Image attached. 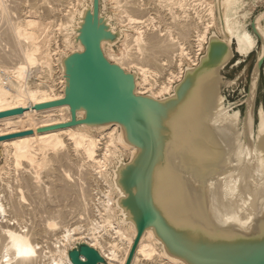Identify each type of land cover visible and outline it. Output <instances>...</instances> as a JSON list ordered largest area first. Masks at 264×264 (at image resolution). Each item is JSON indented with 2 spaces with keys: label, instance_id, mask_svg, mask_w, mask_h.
Here are the masks:
<instances>
[{
  "label": "water",
  "instance_id": "water-1",
  "mask_svg": "<svg viewBox=\"0 0 264 264\" xmlns=\"http://www.w3.org/2000/svg\"><path fill=\"white\" fill-rule=\"evenodd\" d=\"M231 2L216 0L217 15L225 37L221 38L211 31L196 64H186L181 78L172 84L171 91L159 97L148 92H136V70L129 71L105 56L104 45L118 42L122 36L121 29L116 28L110 22V16L103 11L104 0L85 2L78 12L75 26L71 28V42H80L83 48L59 53L63 96L33 105L36 109L68 106L67 121L39 126L37 132L86 123H117L119 131H125L131 145L137 146L133 156L130 152L128 159L120 157L117 160L111 178L112 182L117 179L124 191V195L119 196L116 188L114 205L117 206L118 200L121 207L116 208L117 220L121 223L125 219L132 220L135 227L124 264H130L141 236L148 227L153 228L161 248L183 264H264V233L260 241L255 243L243 236L215 237L208 231L213 227L212 223L208 225V221L202 220L186 203L187 198L194 199L202 191L207 196L208 207H211L209 192L212 185L209 178L218 175L222 159L237 146L238 110L230 111L224 107L225 96L222 95L221 104V95L217 94L218 82L223 77L221 70L227 64L239 61L235 58L232 38L223 23ZM87 4L88 8L80 16V11ZM261 14L264 15V9L250 21L251 31L260 43V51L249 72L241 102L239 133L242 147L251 144L254 148H260L259 143L264 135L256 129L254 138L257 93L260 78L264 77V39L255 25V19ZM190 73L216 76L215 82L211 84L214 87H211L212 91L207 87H198L199 83L197 85L196 91L202 95L203 104L208 103L205 108H201L200 116V108H196V112L186 113L187 110L180 107L196 87ZM208 108L209 114L213 110H225L228 114L236 115V124L229 128L227 135L224 134L227 136L226 142L215 125L202 119L200 121V118H207L205 111ZM23 111L22 106L0 110V118ZM33 131L28 128L0 134V141ZM206 149L210 156L217 153L221 158L213 162L211 174L207 167H201L199 160L203 159L202 151L207 154ZM205 160L210 162L208 156ZM215 168L218 169L216 174ZM115 171L118 173L116 179ZM261 211L264 212V205ZM122 212H127L125 219ZM255 219L257 223H264V213H259ZM67 256L69 264H109L99 249L84 238L71 241L67 246Z\"/></svg>",
  "mask_w": 264,
  "mask_h": 264
},
{
  "label": "bare ground",
  "instance_id": "bare-ground-1",
  "mask_svg": "<svg viewBox=\"0 0 264 264\" xmlns=\"http://www.w3.org/2000/svg\"><path fill=\"white\" fill-rule=\"evenodd\" d=\"M4 1L5 0H0V8H1V10H0L1 11V15H0V38L3 41V43L1 44L2 47L0 50V68L5 70V72L7 74V79L6 80L0 79V110H4V109H8V108H14L17 106H22L24 108V111L22 113H19V114L1 117L0 118V134L15 132L18 130H24V129H28V128H31L34 131L30 134L15 136V137H11V138L2 140V141H0V146L3 149H5V152H4L5 154H7V153L9 154V157H7V158L10 159L9 161H10V164L12 166L9 163L8 164L10 165V167H14L13 169L16 170V171L13 170V172L11 170L10 171L12 173L19 172V174L16 173L17 176H19L18 178L20 181L19 185L16 184V186L18 187V191H21L19 189L20 186L25 185L26 186L25 188H27V193H29L33 197H38L39 190L44 189V186H42L43 184L42 185H39L40 183L38 184V182H39V170H38V168L45 167V168H47V170H46L47 172L45 171L47 173L46 177L51 178V179L48 178L50 181H47V182H49L48 184L50 186L46 185L45 188L47 190H49L48 192H51L53 195L57 196L58 197L57 200L59 199V197L61 199L66 198L68 193L70 192V190L73 189V186L66 181L65 173H63V170H61L60 167L63 164V162H65L70 156H71L72 160H73V156H76V157L79 156L80 157V155H82V158L84 156V159L86 157L87 158V161H86L87 164L90 167H96V168L98 167V170H97L98 173L100 175H104V173L101 171L102 169H100L99 167H100V163L102 161H104V159H106L107 157H108V159L110 158V155L107 156L106 158H104L105 154L108 155V152L106 153V151H111L110 148H112L111 146L114 145V143H113V145L109 144L110 142H116L115 141L116 138L118 139L119 142L124 141V143L122 142L120 145L123 146V144H125V143L130 145L131 149L129 148L128 145H124V147L128 146L132 156L136 153L137 146L131 145V142L128 140V136L124 130H121L118 132L115 131L116 125H118L117 123H112V124H107V123H104V124L92 123V124H90V123H86V124H79V125H75V126L59 127V128L44 130V131H40V132L36 131V128L39 126H47L50 124H56L58 122H65L69 119V113H65L66 110L64 109V111H65L64 112L61 109L62 108L61 105H60V107H57V108H54V106H52L54 108L52 110H45V109L37 110L36 108L33 107L35 102L31 103L34 100V98H36V100H37L36 102H38V100L41 101L45 98L44 96H48L50 94L49 90L51 91L50 88H51V86H54V85L50 84L51 80H48L49 77L46 78L45 76L47 74H48V76L51 74L48 71L49 68L54 69L53 68L54 66L49 67L50 65L48 66V63H49V61H53L55 59L57 60V56H56V58H54L53 55L58 54V53L53 54L54 51L53 52L51 51V50H53L51 48L52 46L49 45V41H50L49 38L51 37V35L48 39H47V36H39L38 44H41L42 47L41 46L37 47L36 44L30 40L33 38V36H31L32 33H29L28 31L26 32L25 30H27V29L24 30V28H23V26H24L22 24L23 18L20 20L12 19L11 16L9 15L10 12H8V8H7L8 5H6L4 3ZM145 1L148 2V0H145ZM159 1H158V4L160 5ZM201 1H200V3H201ZM118 2H119V0H118ZM150 2L151 1L149 0L148 3H150ZM161 2L163 3L162 0H161ZM166 2H168V1L166 0L164 2V4ZM195 2H196V0H195ZM234 2H236V0H234ZM21 3H22V1H21ZM12 4H13V2H12ZM18 4L16 6H18ZM116 4L120 6L121 3L120 4L116 3ZM143 4H145V3H143ZM152 4H153L152 6H154V4H156L155 6H157V3H152ZM164 4H162V6ZM180 4L182 5V3H180ZM196 4H198V2L197 3L193 2L194 6H196ZM206 4L207 3H205L204 5H206ZM208 4H210V3H208ZM149 5H151V4H149ZM188 5H189V2H188ZM193 5H192V7H194ZM88 6H89V4L84 6V8L80 11V16L83 15L84 10L87 9ZM119 6H118V8H119ZM137 6H139L141 8L140 4ZM147 6H148V4H147ZM166 6L168 8L169 4L167 3ZM124 7L126 8V6H123V8ZM139 7L137 9H140ZM144 7H145V5H144ZM230 7H231V5L229 6V8ZM171 8H170V10H171ZM69 9H67V10H69ZM141 9H143V8H141ZM152 9H154V8H152ZM184 9H185V7H184ZM195 9L197 10V7H195L194 10L192 9L191 12L190 11L189 12L192 13L193 11H195ZM235 9L236 8L233 7L232 10L234 11ZM17 10H16V13H18ZM123 10H126V12H127V8L123 9ZM129 10H130V8H129ZM143 11H144V9H143ZM184 11H183V14L186 13L187 9L185 12ZM211 11L212 12H209V13L213 14L214 10H211ZM68 12H72V10L71 11L69 10ZM129 12H132V11L130 10ZM170 12L175 14V12H172V11H170ZM189 12L187 11V13H189ZM171 13H170V15L173 16V14H171ZM196 13H198V10ZM196 13L194 12V18L197 17ZM65 14H66V12H65ZM129 14H131V13H128V15ZM189 14H187V15H189ZM212 14H210L211 16H209V17H213ZM132 15L134 17V14H132ZM180 15H177V16L179 17ZM195 15H196V17H195ZM174 16H173V18H175ZM184 16H185V14H184ZM200 16H201V14H200ZM128 17L133 18L132 16H128ZM171 17H170V19H171ZM181 17H183V15ZM262 17H264L263 14L259 15L255 19V25H256L257 30L259 31V33L261 34V36L264 39V31L262 32V30L260 29V26H259V21ZM140 18H142V15ZM173 18H172V20H173ZM179 18H177V19H179ZM189 18L191 19V21L190 20L188 21ZM189 18L187 19V22H184V19H183V21L179 20V22H177L176 19H175V21L171 20V24H172V22H173V24L171 25L169 23V25L173 28L172 32H169V30H171V29L168 30L169 25H167V28L163 27V29H165V31H168V33L166 32L167 36L171 34V37L169 36V38H168L169 41L165 40V38L167 39L166 35H165L166 37L164 39L162 38L163 39L162 40V39H160L161 37H159V35H158L159 38H156L157 35L155 37L153 35H151L152 32L150 34L152 37H148L147 39H144V40H146L145 42H148V44L146 45L147 47L144 46L143 49L144 48L148 49L150 47H151V49H148V51L149 50L150 51L146 52L145 57L143 59L144 63L142 62L139 64L138 63L139 61L136 60L137 61L136 64L139 65L138 68L141 71H143V70L146 71L149 68V65H147L148 68H146L147 66L144 67V65H142V64H145V61H150V62H146V63L151 64V61H154V59L157 58L156 54L158 52L165 55V56H168V58H170L169 57L171 55L169 53L170 50L175 51L178 49L177 50L178 54L179 53L181 54V52L179 50L180 48L184 47L186 44H187L186 46H188V44L190 46V44L193 43V41L197 42V40H200L201 38L204 37L203 34H205V33H203L202 29L205 28V26L207 27L206 24H207L208 19H207L206 23L204 21L202 23H200L201 21H199V23H198L197 21L199 19H201V17L199 19L197 17L198 20L194 21L193 15L190 14ZM213 18H215V16ZM213 18L211 19V22L215 20V19L213 20ZM133 19H136V20H134L135 23L138 22V23H136L135 26H138L139 23L142 24V22H144V18H143V20L139 19L138 17H134ZM192 19H193V21H192ZM202 19H204V18L202 17ZM68 20H69V18H68ZM209 21H210V19H209ZM214 23H215V21H214ZM42 25L45 27L46 24L43 23ZM59 25H60V23H59ZM46 27H47V25H46ZM137 28L140 29L139 27H137ZM208 28H207V30H208ZM139 31H138V35L136 37H138L140 39L143 37V36L141 37V34H143V33H139ZM42 32H41V34H42ZM47 32H49V31H47ZM226 32H227V30H226ZM232 32H233L232 37H234L236 40L237 48L241 49L243 51L245 50V52H249L251 50V45L247 42L243 33H241L238 28H234V27L232 29ZM160 36H162V35H160ZM201 36H203V37H201ZM212 36H214V35H212ZM142 40H143V38H142ZM64 41L66 42V40H64ZM71 43H70V45H71ZM63 44H65V43H63ZM76 44H77V48L73 47L74 48L73 50H75V49L81 50L83 48L82 44L80 42H77ZM68 45L66 44V47H64V48H68L67 47ZM72 45H73V43H72ZM148 45H150V46H148ZM189 46H188V48H189ZM199 46H201V43ZM138 47H139V45H138ZM70 48L72 49V47H70ZM125 48L126 47H124V49ZM190 48H192V46ZM65 50L67 51V49H65ZM126 51L128 52V50H126ZM172 51H171V53H172ZM186 51H188V50H186ZM63 52H65V51H63ZM155 52H156V54L154 55ZM183 52H185V51H183ZM197 52H198V49H197ZM109 53L111 55L114 54V53L108 52V54ZM174 54H176V53H174ZM192 54L189 55V57L192 56ZM114 55H116V54H114ZM126 55H128V54H126ZM134 55H136V54H134ZM179 55H177V56L179 57ZM155 56H156V58H154ZM187 56H188V54H187ZM226 56H228V55H226ZM138 57H136V58H138ZM112 58H113V56H112ZM160 58H158L156 60H158V62H160V66H161L162 60L160 61L159 60ZM165 58H164V60L166 61L167 58L166 59ZM123 59L124 58L122 57L121 60H123ZM172 59H173V57H171V60ZM121 60H119V62H123ZM171 60H170V62H172ZM55 61H53V62H55ZM167 61H168V59H167ZM53 62H50V63H53ZM158 62H154L155 65ZM175 62L179 63L178 59H177V61L175 60ZM196 62H197L196 61V55L194 54L193 55V63H191V64H196ZM116 63H118V62L116 61ZM165 63H167V62H165ZM172 63L174 64V62H172ZM180 63H182V61ZM118 64H120V63H118ZM121 64H123V63H121ZM164 64H162V65H164ZM167 64H169V63H167ZM179 64H176V65H179ZM122 66H124V65H122ZM158 66H159V63H158ZM158 66H157V70L159 69ZM169 66H170V64H169ZM57 67L58 66H56L55 68H57ZM161 68H160V70H161ZM173 68H175V67H173ZM176 68H177V66H176ZM154 69H156V67H154ZM49 70H51V69H49ZM58 70H59V68H58ZM152 70L153 69H151V71ZM165 70L167 71V69H165ZM168 70H169V67H168ZM53 71L54 70H51V72H53ZM144 71H143V73H144ZM172 71L173 70L171 67V70L169 72L167 71L169 73V74H167V76L170 75V73H174L177 76L176 78L180 79V77L182 76L183 70H181V68H179V66H178V69H176V72L175 71L172 72ZM163 72H165V71H161L162 74H164ZM155 73H156V70H155ZM59 74H61V73H59ZM204 74H206V75L199 74L200 75L199 78H201V81L198 82V81H196V77L198 76V74L190 73L191 78L193 79L196 87H195V90H193V92L191 94H189L188 99L183 104L180 105L181 108L187 110L186 113H188V111H189V113L194 112L196 108H200V110H198V114L200 116L201 112L203 110L201 108L202 107L205 108V105H208V103H206L205 105L203 104L204 102H202V95L200 94L199 91H196L197 85L199 83L198 87H201L203 89L207 87L210 89V91H212L213 89H211V87H212L211 84L213 82H215L216 76H215V74H210V75H207V73H204ZM52 75H53V73H52ZM56 75H57V77L59 76L58 74H56ZM175 75H174V77H175ZM160 76H162V75H160ZM54 77H55V75H54ZM50 78H51V75H50ZM157 78H159L158 75H157ZM165 78H166V75H165ZM144 79L146 80V78H144ZM149 79H150V76H149ZM163 79H161V80H163ZM167 79L164 81H167ZM150 80H152V79H150ZM157 82H159V81H157ZM60 83H62V82H60ZM149 83H150V81H149ZM161 83H163V82H161ZM146 84H148V81L146 82ZM155 84L157 85L159 83H155ZM163 84H165V85H163L165 87V89L169 86L168 83H167L168 85L165 82ZM151 85H153V84H151ZM160 85H162V84H160ZM166 85H167V87H166ZM147 86H150V85H147ZM159 87H161V86H159ZM135 88H137L136 79H135ZM139 88H141V87L139 86ZM146 88L147 87H145V89ZM168 88H170V87H168ZM212 88H214V87H212ZM143 89H144V87H143ZM152 89L153 88H151V90ZM60 90H61V87H60V89L58 88V90L56 92H54L53 96H55V94H57V92H59ZM53 91L54 90L52 89V92ZM158 92H160L159 89H158ZM47 93H49V94L47 95ZM155 93L156 92H154V90L150 91V94L152 96L157 97L155 95ZM58 97H59V93H58L57 98ZM207 99H208V97H207ZM67 112H68V110H67ZM80 112L81 111H79V113ZM205 114H206L205 116L207 118H205V119L200 118V121L202 119L203 121L210 122L213 126L215 125L219 129V131L221 132V137H223L222 138L223 141L226 142L227 136H225V135H227V131H229V128L230 129L233 128V125L236 124V115L228 114V113H226L225 110H213L212 114L211 113L209 114V108L207 109V111H205ZM199 116H197V117H199ZM86 127H90L91 129L92 128L95 129L98 127V128L105 130V131L103 133H101L102 135L99 134V135H101V137L98 135H97L98 136L97 137V136H95V134L88 131V129ZM257 130L260 134L264 133V117L260 118ZM201 131L202 130H200V132ZM250 135L252 138V136H253L252 130L250 132ZM205 136H207L209 139L208 134L205 133ZM240 141H241V139H240ZM240 141L237 142V146L234 147L233 151H231L228 155H226L222 159V164L220 167L221 169L219 170V172L217 171L218 169L215 168L214 173L216 174L218 172V175L217 176L214 175L215 177L209 178V181L212 185V190H210V192H209L210 200H211V202H210L211 207L210 208L208 207V204L206 203V197L207 196H205L204 193L202 194L201 193L202 191H200L199 195H196V197L194 199L187 198L186 203L188 204V206L190 208L195 210L194 212H196L198 214V216L201 217L202 220H207L208 225L212 223L213 227L210 230H208L211 235H213V236L215 235V237L221 236L224 238H236V237L243 236L246 238H250V240H252L253 243H255V242L260 241V237H262L261 234L263 235V233H264V223H257L256 219H255V217L259 213H264L263 211H261L263 208V205H264V135L261 138V141L259 143L260 148L257 146L254 148V145H251V144L250 145L248 144L245 147H242L240 144ZM208 142H210V141H208ZM108 145H110L109 150L107 148ZM115 145H116L115 147H117V145H118L117 142ZM252 147H253L254 152L252 151ZM120 148L117 147V149H119V150H120ZM125 149H127V148H125ZM206 150H207V154L202 151L203 159H199L201 161V162L200 161L199 162L202 165L201 167L203 169H204V166H205V169L207 167V169L209 170V173L211 174L213 162L219 161L221 158H220L219 154H217V153H215L214 156H210L211 155L210 152L208 151V149H206ZM237 151H239V152H237ZM252 152L254 153L255 158L252 157V155H253ZM110 154H112V153L110 152ZM112 155H114V153ZM206 156H208V158L210 160L209 163H208V160H205ZM4 158H6V156ZM5 161H4V163H5ZM7 161H6V163H7ZM69 161H71V159ZM53 162L55 164H53ZM51 163H52V165H51ZM56 163H57V166H55ZM254 163H255V167L254 166H252V167H254V169H255L258 165L259 172H258V176L256 177L257 179H254L255 176H253V178L250 181L251 173L255 172L254 169L252 167H250V164L254 165ZM102 164H104V163H102ZM2 165H3L2 167L0 166L1 168L6 167L5 164H2ZM10 167L9 168L6 167L5 169H2V172H3V170H5V173H6L7 172L6 169L8 168V170H9ZM88 169H90V168H88ZM30 171H33V174H31ZM233 172H235V174L236 173L238 174V177L236 176L237 177V179H236L237 183L235 182L236 183L235 184L234 181H236V180H233L234 184L229 186V188H226V187L224 189L221 188V185L223 184L221 182V177L227 175V176H229V180H230V177H233V175L235 176V174ZM6 174L10 175L8 172ZM254 174H256V173H254ZM114 176H115V179L118 176V173L116 171L114 172ZM1 183H5V182H1ZM6 183H7V181H6ZM76 184H77V182H76ZM9 185H5L4 187L2 186L4 189L0 186L2 188V189H0L1 191L6 190L4 195H3L4 192L0 194V214H1L0 216H2V218H4L3 221L0 220V222L2 221V223H0V244H1L0 245L1 246L0 247L1 248L0 249L1 250L0 251V264H43L44 262L41 261V258L43 257L42 256L43 248H45L49 242L47 239H49V237L52 238L59 231H61L62 234L61 235L59 234V236H56V237L54 236L55 238L53 237V239L57 240V243L59 241L61 242V240H60L61 238H62V240L64 239L66 242H70V241H73V240H76L79 238H84L85 240H87L88 243H90L91 245L98 248L99 251L101 252V254L108 260L109 263H111V264H124L125 258L128 254L129 248H130L131 243L133 241V237L135 235V227H134L133 221L128 220V219H127L128 221H125L126 220L125 217L127 216V214H126L127 212H122L124 214V219H125L123 221V225H120V224H118L119 222L116 223L117 221H115L114 222L115 224H112V227L110 228L111 230L109 229L110 231H107V232H111L112 235L114 234V236H110L109 238H104V237H102V234H99L98 232L96 233V230H94V229L95 228L98 229L99 227H95V228L89 227L90 230H89V228H86L87 232L83 233L82 230H78L79 228L81 229V227L78 226V224H76L75 226L72 227L69 225V223H70L69 221H68V223H64L65 221H62L60 219H58L57 221H53L54 216L50 217L51 219L53 218L52 221H48V220L44 221L45 220L44 218H38V220L40 219L41 221H38V222L33 221L31 223H27L28 221L27 222L24 221L25 220L24 214L27 213L28 207H26L27 205L23 204L19 200L20 196L22 197V199H24L25 196H23L24 194H20V192H19L20 196L19 195L17 196V193H16L17 188L15 189L14 187H12L10 185L12 187V189H9V188H11V187H9ZM107 185H108L109 189H111L112 186L114 188H117L119 193H120L119 196L124 195V191L122 190V187H120L119 183L117 182V179H116V182L111 181L110 184H107ZM86 187H87V185H86ZM73 190H75V188ZM45 192H46V190H45ZM84 194H87V192L86 193L84 192ZM110 194H111V190H108V193L104 194V195H106V200H105V203L103 204L104 205L103 210H101V211H104L103 218H101L102 219L101 222H104L107 220L106 221V224H108L107 227H109L108 222L111 221V219H113L112 221H114V217H115L114 211L116 210V208L117 207L121 208L118 204V200H117V206H113L114 200L112 199ZM42 196H44V195L41 194L40 199H42ZM77 200H79V199L77 198ZM84 200H86V199H84ZM40 202H41V200H40ZM39 204H42L41 207L43 206V203H39ZM39 204H38V207H39ZM47 204H48V202H47ZM63 204L65 205V203H63ZM36 205H37V203H36ZM103 205H101V206H103ZM49 206L47 208V206L45 205L44 206L45 208H43V209H46V210L50 209L51 210V208H49ZM54 209H55V207H54ZM56 209H57V206H56ZM121 211H122V209H121ZM46 212H44V210H43V213H46ZM51 213H52V211H51ZM73 213H74L73 210H60L59 209L57 211V213H53V214L54 215L58 214L56 216H60V218L63 216V218H64L66 215H69V217H70V215L72 216ZM40 214L43 215L42 213H40ZM48 214H49V210H48ZM74 215H76V214L74 213ZM253 215H254V217H253ZM46 216L47 215H45V218H46ZM50 216H51V214H50ZM72 218H74V217H72ZM78 218H80V217H78ZM26 220H27V217H26ZM42 220L45 223L42 222ZM78 220H77V222H78ZM99 220H100V218H99ZM77 222H75V223H77ZM58 223H60V224L58 225V227H56L58 229V231H56L54 228V225H56ZM111 223L112 222H110V225H111ZM124 224H127L128 226L124 225ZM71 225H72V223H71ZM92 225H94V224H92ZM99 226H100V224H99ZM76 230H78V232L82 231V235L83 234L84 235L83 236L82 235L75 236L73 233H75ZM84 232H85V230H84ZM73 235L75 237H73ZM107 235H109V234H107ZM58 237H61V238L58 239ZM157 244H161V243L155 237L153 228L148 227L145 230V232L143 233V235L141 236V239H140V241H139V243L135 249V252L133 254V257L131 259L130 264H168L169 262L170 263L176 262L178 264H183V262H181V260L170 255L169 252L167 250H165L164 248H160L159 251H157L156 250ZM61 246H63V247H60V249H58V247L55 246L57 248L56 251H58V253H59V257H58V259L54 260L53 263L54 264H69V260H68V256H67V246H65V243L63 245L61 244ZM58 253H57V255H58ZM51 256H53V255H51Z\"/></svg>",
  "mask_w": 264,
  "mask_h": 264
},
{
  "label": "rangeland",
  "instance_id": "rangeland-1",
  "mask_svg": "<svg viewBox=\"0 0 264 264\" xmlns=\"http://www.w3.org/2000/svg\"><path fill=\"white\" fill-rule=\"evenodd\" d=\"M6 1V2H5ZM4 1V3L6 4V5H8L7 6V8H8V12H10L9 13V15L11 16V18L12 19H14V20H20V19H22L23 18V22H22V24L25 26H23V28H24V30L25 29H27V30H25L26 32L28 31L29 33H32L31 34V36H33V38L32 39H30L33 43H35L36 44V46L37 47H42V45L41 44H38V38H39V36H47V39L50 37V35H51V39L49 38V45H51L50 47L53 49V50H51L52 52H53V54L54 53H58V54H54L53 55V57L54 58H56V56H57V62L55 61V60H53V61H55V62H53V61H49V63H48V66L49 67H52V66H54L53 68L54 69H52V68H49V69H51V70H54L53 72H51V70H49L48 69V71L51 73L50 75H51V78H50V75L48 76V74L45 76L46 78H48V80H51L50 81V84H52V85H54V86H51V91L49 90V93H47V95L48 96H44L45 98L43 99V100H41V101H39L38 100V102H44V101H48V100H54V99H57V96H58V93H59V97H62L63 96V91H62V89H63V77H62V75L61 74H59V73H61V70H60V67H59V64H58V58H59V53L60 52H63V51H65V52H68V51H70V50H73L74 48H77V44L75 45V44H73L72 45V43H71V41H72V38H73V33H72V30H71V28L72 27H74L75 26V22H76V20H77V15H78V12H79V10L81 9V7L83 6V4L85 3V2H88L89 0H5ZM17 1V2H16ZM21 1H22V3H21ZM71 1V2H70ZM117 1V2H116ZM104 0V6H103V11L107 14V15H109L110 16V19H111V23L116 27V28H120L121 29V38H120V40L118 41V42H116L115 44H111V45H104V47H103V51H104V54H105V56L109 59V60H111V61H117L118 63H120V65L122 66V65H124V66H122V67H124L125 69H127V70H136V72H137V80H136V83H137V88H135L136 89V91L138 92L139 91V93H146V92H148V93H150V91H153L154 90V92H156L155 93V95L157 96V97H159V96H162V95H165V94H167V93H169L170 91H171V87H172V84L174 83V82H176L177 80H179V78H176L177 76L174 74V73H170V75H168L167 76V74H169L168 72L171 70V67H172V72H176V69H178V66H179V68H181V70H183V67L186 65V64H191V63H193V55L195 54L196 55V61H197V59H198V56H199V54H200V52L203 50V46H204V43L206 42V38H207V35L211 32V31H215L221 38H224L225 37V35L223 34V32H222V30H221V20H220V18H218V15H217V9H216V0H196V2H195V0H167L168 2H166L165 4H164V2L166 1H164V0H162L163 1V3L161 2V0L159 1V0H150L151 2L150 3H148L149 2V0H148V2L147 1H145V0H119V2L121 3H119L118 2V0ZM158 1L160 2V5L158 4ZM181 1V2H180ZM186 1V2H185ZM194 3H197L198 2V4H196V6H194L193 5V2ZM200 1H201V3H200ZM12 2H13V4H12ZM74 2V3H73ZM145 3V4H143V3ZM147 2V3H146ZM184 2V3H183ZM188 2H189V5H188ZM191 2V3H190ZM203 2V3H202ZM233 2V3H232ZM232 2H231V7L228 9V11L229 12H227V16L225 17V20H223V23L225 22V27H226V30H227V32L229 33V36H231V38H232V47H233V50H234V47H235V50L237 51V53H236V51H234V53H235V58L236 59H239V61H237V62H234V63H229V64H227L226 66H224V68L221 70V74H222V76L223 77H221V79L219 80V82H218V85H217V94L218 95H221V104H222V95L223 96H225V100L223 101V103H224V107H226V108H228L230 111H235V110H238L237 111V113L239 114V120H238V122H237V142H239L240 141V125H241V115H242V103L241 102H243V99H244V95H245V92H246V86H247V82H248V77H249V72H250V70H251V68H252V65H253V63H254V61H255V59H256V56L258 55V53H259V51H260V43H259V41L257 40V38H256V36L253 34V32L251 31V28H250V21H251V19H252V17L254 16V15H256L259 11H261V10H263L264 9V0H236V2H234V0H232ZM10 3V4H9ZM19 3V4H18ZM116 3H118V4H120V6L119 5H117ZM138 3V4H137ZM152 3H157V6H155L156 4H154V6H152L153 4ZM164 4L163 6H162V4ZM169 4V7L167 8V6H166V4ZM174 3V4H173ZM177 3V4H176ZM180 3H182V5L180 4ZM201 5H200V4ZM205 3H207L206 5H204ZM208 3H210V4H208ZM18 4V6H16ZM74 4V5H73ZM140 4V6H141V8H143L144 9V11H143V9H141L139 6H137V5H139ZM143 4V5H142ZM147 4H148V6H147ZM149 4H151V5H149ZM194 6V7H192V5ZM126 6V8H127V12H126V10H123V9H126L125 7L123 8V6ZM131 5V6H130ZM144 5H145V7H144ZM180 5V6H179ZM210 5V6H209ZM118 6H119V8H118ZM173 6V7H172ZM12 7V8H11ZM18 9H16V8ZM21 7V8H20ZM136 9H135V8ZM140 8V9H137V8ZM150 9H149V8ZM172 7V8H171ZM184 7H185V9H184ZM190 7V8H189ZM192 7V8H191ZM195 7H197V10H198V13H196L197 12V10L195 9V11H193L192 13H190L191 12V10L193 9L194 10V8ZM201 7V8H200ZM206 9H205V8ZM233 7H235L236 9L233 11L232 9H233ZM70 8V9H69ZM129 8H130V10L132 11V12H129L130 10H129ZM152 8H154V9H152ZM157 10H156V9ZM170 8H171V10H170ZM183 8V9H182ZM203 8V9H202ZM211 8V9H210ZM213 8V9H212ZM67 9H69L70 11L72 10V12H68L69 10H67ZM134 9V10H133ZM147 9V10H146ZM167 9V10H166ZM180 9V10H179ZM186 9H187V11L190 13V14H192L193 15V19H194V21L196 20H198L200 17H201V19H199L197 22L199 23V21H201L200 23H202L203 21L206 23V21H207V19H208V21H207V27L205 26V28H203L202 30H203V33H205V34H203V36H201V37H203V38H201L200 40H197V42H194L193 41V43H191L190 44V46H189V44H188V46H189V48H188V46H184V47H182V48H180L179 50H180V52H181V54L179 55L178 54V52H177V50H175V51H172V50H170V58H168V56H165V55H163V54H161V53H157L156 54V52L154 53V55L156 54V56H157V58H156V56L154 57V58H156V59H158V58H160L159 60L161 61L162 60V62H161V66H160V62H158V60H156V59H154V61H151V64L149 63H146V62H150V61H145V64H142V65H144V67L145 66H147V65H149V68H148V66L146 67V68H148L146 71H144V73H143V71H141L139 68H138V64H136L137 63V61L136 60H138L139 62V64L140 63H144V57H145V54H146V52H149L148 51V49H151V47L150 48H144L143 49V47L145 46V47H147L146 45L148 44V42H145L146 40H144V39H147L148 37H152L151 35H153L154 37L156 36V38H159V37H161L160 39H164L167 35V33H168V31H165V29H163V27H165V28H167V25H169V23L171 24V20H172V18H173V16L175 17V18H173V20L172 21H175V19H176V21L177 22H179V20H182L183 21V19H184V22H187V19L190 17V14L189 13H187V11H186ZM0 10H1V8H0ZM16 10H17V12L18 13H16ZM185 10L186 11V13L187 14H189V15H187L186 13H184L185 14V16L187 17H185L184 16V14H183V11ZM204 10V11H203ZM211 10H214L213 11V14L212 13H209V12H212ZM140 11V12H139ZM170 11H172V12H175V14L174 13H171ZM184 11V12H185ZM233 11V12H232ZM65 12H66V14H65ZM125 12V13H124ZM179 12V13H178ZM194 12L196 13V15H197V17H198V19H197V17H196V15H195V17L196 18H194ZM202 12V13H201ZM206 12V13H205ZM64 13V14H63ZM72 13V14H71ZM128 13H131V14H129L128 15ZM170 13L171 14H173V16L172 15H170ZM14 14V15H13ZM132 14H134V17H138L139 19H142L143 20V18H144V22H142V24L141 23H139L138 24V26H135L136 25V23H138V22H136L135 23V21L134 20H136V19H133L134 17H133V15ZM137 14V15H136ZM169 14V15H168ZM180 15L179 17L177 16V15ZM200 14H201V16H200ZM210 14H212V16L214 17L215 16V18H213V17H209V16H211ZM0 15H1V11H0ZM68 17H67V16ZM136 15V16H135ZM141 15H142V18H140L141 17ZM183 15V17H181ZM14 16V17H13ZM21 18H20V17ZM71 18H70V17ZM128 16H132L133 18H129ZM172 16V17H171ZM207 16V17H206ZM16 17V18H15ZM170 17H171V19H170ZM179 18V19H177V18ZM185 17V18H184ZM202 17L204 18V19H202ZM68 18H69V20H68ZM168 18V19H167ZM182 18V19H181ZM192 18V17H191ZM213 18V20L215 21V23H214V21H212L211 22V19ZM170 19V20H169ZM193 19H192V21H193ZM209 19H210V21H209ZM132 20V21H131ZM165 20V21H164ZM191 21V19L189 18L188 19V21ZM133 22V23H132ZM210 22V23H209ZM46 24L47 25V27H46V25H45V27L42 25V24ZM59 23H60V25H59ZM64 23V24H63ZM212 23V24H211ZM172 24H173V22H172ZM171 24V25H172ZM144 25V26H143ZM211 25V26H210ZM57 26V27H56ZM243 26V27H242ZM50 27V28H49ZM137 27H139L140 29H138ZM171 26L169 25L168 26V30L169 29H171V30H169V32H172L173 30V28L171 27ZM209 27V28H208ZM233 27L234 28H238L239 29V31H240V29L242 28V31H240L241 33H244L245 34V37H246V39L248 40V42H250V44L252 45V48H251V50L249 51V52H245V50L243 51V50H241V49H238L237 48V44H236V40H235V38L234 37H232L233 36V32H232V29H233ZM207 28H208V30H207ZM52 29V30H51ZM56 29V30H55ZM261 29L264 31V17H262L261 18ZM49 31V32H47V31ZM141 32H140V31ZM163 30V31H162ZM207 30V31H206ZM31 31V32H30ZM43 31V32H42ZM46 31V32H45ZM138 31H139V33H143V34H141V37L143 38V40H142V38H138V37H136L137 35H138ZM143 31V32H142ZM150 31V32H149ZM154 31V32H153ZM175 31V30H174ZM41 32H42V34H41ZM151 32H152V34H151ZM158 34H157V33ZM167 32V33H166ZM207 32V33H206ZM47 33V34H46ZM149 33V34H148ZM44 34V35H43ZM46 34V35H45ZM146 36H145V35ZM151 34V35H150ZM170 34V33H169ZM148 35V36H147ZM150 35V36H149ZM158 35H159V37H158ZM160 35H162V36H160ZM166 35V36H165ZM176 35V34H175ZM169 36L171 37V34L170 35H168L167 36V39L165 38V40H167V41H169ZM146 37V38H145ZM137 38V39H136ZM68 39V40H67ZM162 39V40H163ZM204 39V40H203ZM64 40H66V42L64 41ZM203 40V41H202ZM166 41V42H167ZM201 43V46H199L200 45V43ZM71 43V45H70V43ZM145 42V43H144ZM165 42V41H164ZM3 43V41H2V39L0 38V50H1V47H2V44ZM63 43H65V44H63ZM66 44L68 45L67 47L69 48H64V47H66ZM142 44V45H141ZM194 44V45H193ZM196 44V45H195ZM64 45V46H63ZM126 45V46H125ZM138 45H139V47H138ZM141 45V46H140ZM55 46V47H54ZM148 46H150V45H148ZM192 46V48H190ZM195 46V47H194ZM44 47V46H43ZM70 47H72V49L70 48ZM74 47V48H73ZM124 47H126L125 49H124ZM200 47V48H199ZM64 48V49H63ZM37 49V48H36ZM65 49H67V51L65 50ZM184 49V50H183ZM188 50V51H186V50ZM196 49V50H195ZM197 49H198V52H197ZM106 50V51H105ZM126 50H128V52L126 51ZM185 51V52H183V51ZM196 52H195V51ZM58 51V52H57ZM171 51H172V53H171ZM191 51V52H190ZM107 52V53H106ZM108 52H111V53H114V54H116V55H111L110 53V55L108 54ZM126 52V53H125ZM124 53V54H123ZM174 53H176V54H174ZM183 53V54H182ZM185 53V54H184ZM188 54V56H187V54ZM193 53V54H192ZM123 54V55H122ZM126 54H128V55H126ZM134 54H136V55H134ZM138 54V55H137ZM192 54V56H190L189 57V55H191ZM143 55V56H142ZM169 55V54H168ZM174 55V56H173ZM177 55H179V57L181 58H179ZM112 56H113V58H112ZM139 56V57H138ZM142 56V57H141ZM178 58H177V57ZM124 58L123 60H121V58ZM136 57H138V58H136ZM168 59V61H167V59ZM171 57H173V59L171 60ZM178 59V62L180 63L181 61H182V63H177V62H175V60L177 61V59ZM140 58V59H139ZM164 58L166 59V61L164 60ZM191 58V59H190ZM119 60H121V61H123V62H119ZM170 60L172 61V62H174V64L172 63V62H170ZM180 60V61H179ZM135 61V62H134ZM167 62V63H169L170 64V66H169V64H167V63H165V62ZM50 62H53V63H50ZM153 62V63H152ZM154 62H158L159 63V66H158V63H156V65H155V63ZM166 64H164V63ZM56 63V64H55ZM121 63H123V64H121ZM126 64V65H125ZM162 64H164V65H162ZM176 64H179V65H176ZM58 66L57 68H55L56 66ZM152 65V66H151ZM172 65V66H171ZM174 65V66H173ZM156 67V69H154V67ZM157 66H158V70H157ZM176 66H177V68H176ZM181 66V67H180ZM162 67V68H161ZM168 67H169V70H168ZM173 67H175V68H173ZM58 68H59V70H58ZM153 69L152 71L155 73V70H156V73L154 74L152 71H151V69ZM160 68H161V70H160ZM164 68V69H163ZM57 69V70H56ZM139 69V70H138ZM165 69H167V71L165 70ZM175 69V70H174ZM150 70V71H149ZM60 71V72H59ZM160 71V72H159ZM161 71H165V72H163L165 75H166V78H165V75L164 74H162L161 73ZM140 72V73H139ZM149 72V73H148ZM159 74H158V73ZM167 72V73H166ZM52 73H53V75H52ZM146 73V74H145ZM151 73V74H150ZM56 74H58L59 76L57 77V75ZM142 74V75H141ZM149 74V75H148ZM158 75V77L159 78H157V75ZM173 74V75H172ZM54 75H55V77H54ZM146 77H145V76ZM153 77H152V76ZM155 75V76H154ZM160 75H162V76H160ZM174 75H175V77H174ZM44 76V75H43ZM61 76V77H60ZM149 76H150V79H152V80H150L149 79ZM173 76V77H172ZM197 76V75H196ZM152 77V78H151ZM155 77V78H154ZM170 77V78H169ZM200 77V75H198L197 77H196V81H198V82H200L201 81V78H199ZM56 78V79H55ZM62 78V79H61ZM144 78H146V80L144 79ZM163 79V80H161V79ZM168 78V79H167ZM181 78V77H180ZM61 79V80H60ZM149 79V80H148ZM160 79V80H159ZM167 79V81H164V80H166ZM173 79V80H172ZM56 82H55V81ZM155 80V81H154ZM54 81V82H53ZM140 81V82H139ZM148 81V84H146V82ZM149 81H150V83H149ZM157 81H159V82H157ZM171 81V82H170ZM53 82V83H52ZM59 82V83H58ZM60 82H62V83H60ZM153 82V83H152ZM159 83V84H155V83ZM161 82H165L166 84L168 83L169 84V86L168 87H170V88H168L167 87V85H166V87L168 88H166L165 89V87L163 86V85H165V84H163V83H161ZM140 83V84H139ZM143 86H142V85ZM146 84V85H145ZM151 84H155L154 86L153 85H151ZM160 84H162V85H160ZM60 85V86H59ZM141 87V88H139V86ZM147 85H150V86H147ZM153 86V87H152ZM159 86H161V87H159ZM53 87V88H52ZM60 87H61V90L59 91V92H57V94H55V96H53L54 95V92H56L57 90H58V88L60 89ZM143 87H144V89H143ZM145 87H147L146 89H145ZM158 87V88H157ZM56 88V89H55ZM151 88H153L152 90H151ZM164 88V89H163ZM52 89L54 90L53 92H52ZM158 89L160 90V92H158ZM149 90V91H148ZM157 90V91H156ZM163 91V92H162ZM164 93V94H163ZM160 94V95H159ZM57 95V96H56ZM62 95V96H61ZM53 98H52V97ZM47 97V98H46ZM58 97V98H59ZM220 98V97H219ZM37 100H36V98H34V100L31 102V103H33V102H35V103H38V102H36ZM220 103H219V105H220ZM23 104V103H22ZM57 107H60V105H56V106H54V108H57ZM61 109L64 111V109L66 110V112L65 113H68L67 112V110H68V106L67 105H61ZM33 108V107H32ZM52 106L51 107H47V108H41V109H37V110H42V109H45V110H52V109H54ZM261 117H264V77L263 76H261V78H260V81H259V88H258V93H257V105H256V118H255V125H254V138L256 137V129L258 128V123H259V120H260V118ZM113 126V125H112ZM87 129H88V131H90L91 133H93V134H95V136H100L101 137V133H103L105 130H102V129H100V128H96L95 130H93L94 128H90V127H86ZM100 131H99V130ZM115 131L116 132H118L119 131V128H118V125H116V129H115ZM99 132V133H98ZM99 134H101V135H99ZM97 136V137H98ZM116 142H117V144L119 145H117V147L118 148H120V150L119 149H117V147H115L116 145V142H110L109 144H112L113 145V143H114V145L113 146H111L112 148H110V150L111 151H106V153L108 152V155L107 154H105V157L104 158H106L107 156H109L110 155V158L108 159V157L106 158V159H104V161H102L101 163H100V169H102L101 171L104 173V175H100L99 173H98V167L96 168V167H90L88 164H87V158L85 157V159H84V156H83V158H82V155H80V157L79 156H73V160H72V158H71V156L68 158L69 160L71 159V161H69L68 159L65 161V162H63V164L61 165V170H63V173H65V178H66V181L68 182V183H70L72 186H73V189L75 188V190H70V192L68 193V195H67V197L66 198H60L59 197V199L57 200V196H55V195H53L51 192H48L49 190H47L45 187H46V185H48V186H50L48 183L49 182H47V181H50L49 179H51L50 177H46V175H47V168H45V167H42V168H38V170H39V182H38V184L39 185H42V186H44V191L43 190H39V195H38V197H33V196H31L29 193H27V188H25L26 186L24 185V186H20L19 187V189L21 190V191H18V187L16 186V184L17 185H19V183H20V181H19V176H17V174H19V172H14V173H12L13 172V170L14 171H16L15 169H13L14 167H10V159L9 158H7V157H9V154L7 153V154H5L4 152H5V149H3L1 146H0V166L2 167L3 165L2 164H5V166L6 167H10V169L8 170V168L6 169L7 170V172L10 174V175H8V174H6L5 173V170H3V172H2V169H5V168H1L0 167V171L2 172H0V186L2 187H4L5 185H11L12 187H14L16 190H17V196L19 195L20 196V194H24L23 196H25V198L24 199H22V197L20 196L19 197V200H20V202H22L23 204H25V205H27L26 207H28L27 208V213H25L24 214V218H25V222H27V223H31V222H33V221H35V222H38V221H41L40 219L38 220V218H44L45 220L44 221H46V220H48V221H52L53 220V218L51 219L50 217H53L54 216V220L53 221H57L58 219H60V220H62V221H65L64 223H68V221L70 222L69 223V225L70 226H75L76 224H78V226H80L81 227V229L79 228L78 230H82L83 231V233H86L87 232V230H86V228H95V227H99L98 229L97 228H95L94 230H96V233L98 232L99 234H102V237H104V238H109L110 236H114V234L112 235L111 234V232H107V231H110L111 229V227H112V224H115L114 222L115 221H117L116 223H118L119 221L117 220V213H116V210L114 211V214H115V217H114V221H112L113 219H111V221H109L108 223H109V227H107L108 226V224H106V221H104V222H101V218H103V213H104V211H101V210H103V207H104V203H105V200H106V195H104V194H106V193H108V190H111V194H110V196L112 197V199L114 200V198L116 197V195H117V192H116V188H114L113 186L111 187V189H109V187H108V185L107 184H110V182L112 181V169H113V167L115 166V164L117 163V160L120 158V157H123L125 160L126 159H128L129 158V154H130V149H131V146L130 145H128L127 143H125V144H123V146H121L120 144L123 142L124 143V141H118V139L116 138V140H115ZM124 145H128L129 146V148H128V146L126 147H124ZM109 146L110 145H108L107 146V148H108V150H109ZM114 147V148H113ZM116 148V149H115ZM125 148H127V149H125ZM113 149V150H112ZM115 149V150H114ZM63 150V149H62ZM123 150V151H122ZM125 150V151H124ZM127 150V151H126ZM252 151L254 152V150H253V147H252ZM110 152L113 154L114 153V155H112V154H110ZM237 152H239V151H237ZM252 152V157H254V153ZM6 156V158H4L5 156ZM112 155V156H111ZM76 157V158H75ZM255 158V157H254ZM108 159V160H107ZM251 159V158H250ZM7 161V163H6V161ZM81 160V161H80ZM107 160V161H106ZM4 161H5V163H4ZM253 161V160H252ZM69 162V163H68ZM73 162V163H72ZM10 165H9V164ZM65 163V164H64ZM76 163V164H75ZM78 163V164H77ZM102 163H104V164H102ZM106 163V164H105ZM7 164V165H6ZM53 164H55L54 162H53ZM89 166H87V165ZM102 164V165H101ZM9 165V166H8ZM51 165H52V163H51ZM105 165V166H104ZM12 166V165H11ZM54 166V165H53ZM55 166H57V163H56V165ZM79 166V167H78ZM252 166H254L255 167V163H254V165H251L250 164V167H252ZM254 167H252L253 169H254ZM88 168H90V169H88ZM96 168V169H95ZM82 169V170H81ZM252 169V170H253ZM258 169V165H257V167L254 169V171L255 172H252L251 173V178H250V181H251V179L253 178V176H255L254 177V179H257L256 177L258 176V172H259V169ZM12 172H11V171ZM32 170V169H31ZM46 171V172H45ZM90 171V172H89ZM31 172V174H33V171H30ZM238 172V171H237ZM12 173V174H11ZM234 174H235V172H233ZM254 173H256V174H254ZM237 174V173H236ZM235 174V176L233 175V177H230V180H229V176H223V177H221V182L223 183L222 185H221V188H229V186H231L232 184H234L235 182L237 183V177H238V174L236 175ZM4 175V176H3ZM45 175V176H44ZM67 175V176H66ZM221 175V174H220ZM86 176V177H85ZM89 176V177H88ZM237 176V177H236ZM47 178V179H46ZM232 178V179H231ZM73 179V180H72ZM253 179V180H254ZM233 180H236V181H234V183H233ZM252 180V181H253ZM6 181H7V183H6ZM19 181V182H18ZM71 181V182H70ZM1 182H5V183H1ZM74 184H73V183ZM76 182H77V184H76ZM235 183V184H236ZM4 184V185H3ZM9 185V187H11ZM86 185H87V187H86ZM0 187V189H2ZM12 187L11 188H9V189H12ZM78 187V188H77ZM25 188V189H24ZM77 188V189H76ZM86 188V189H85ZM4 189V188H3ZM14 189V190H15ZM45 190H46V192H45ZM82 190V191H81ZM44 193H42V192ZM4 192V193H3ZM5 192H6V190H0V194L1 193H3V195L5 194ZM19 192H20V194H19ZM48 192V193H47ZM73 192V193H72ZM84 192L86 193L87 192V194H84ZM42 195H44V196H42V199H40L41 198V194ZM110 193V192H109ZM27 194V195H26ZM29 194V195H28ZM46 194V195H45ZM49 194V195H48ZM79 194V195H78ZM81 194V195H80ZM77 196V197H76ZM47 197V198H46ZM53 197V198H52ZM87 197V198H86ZM39 198V199H38ZM44 198V199H43ZM77 198L79 199V200H77ZM86 199V200H84V199ZM68 199V200H67ZM104 199V200H103ZM40 200H41V202H40ZM44 202H43V201ZM48 200V201H47ZM51 200V201H50ZM70 201V202H69ZM47 202H48V204H47ZM55 202V203H54ZM29 205H28V204ZM34 205H33V204ZM36 203H37V205H36ZM39 203H43V206L41 207V205L42 204H39ZM53 203V204H52ZM63 203H65V205L63 204ZM77 203V204H76ZM85 205H84V204ZM88 203V204H87ZM38 204H39V207H38ZM69 204V205H68ZM47 206V208H48V206H49V208H51V210L50 209H48L49 210V214H48V210H46V209H43V208H45L44 206ZM54 205V206H53ZM57 206V209L59 210H73L74 211V213L76 214V215H74V213L72 214V216L70 215V217H69V215H66L64 218H63V216L60 218V216H56V215H58V214H53V213H57V209H56V206ZM60 205V206H59ZM101 205H103V206H101ZM35 208H34V207ZM53 206V207H52ZM76 206V207H75ZM113 206H115L114 204H113ZM33 207V208H32ZM41 207V208H40ZM54 207H55V209H54ZM61 207V208H60ZM32 208V209H31ZM40 210H39V209ZM63 208V209H62ZM71 208V209H70ZM30 209V210H29ZM44 210V212H46V213H43V210ZM53 209V210H52ZM33 210V211H32ZM38 210V211H37ZM42 210V211H41ZM37 211V212H36ZM51 211H52V213H51ZM42 213L43 215L45 214V215H47L46 216V218H45V215L43 216V215H41L40 213ZM33 215H32V214ZM28 214V215H27ZM50 214H51V216H50ZM79 214V215H78ZM1 215V214H0ZM32 215V216H31ZM35 215V216H34ZM31 216V217H30ZM42 216V217H41ZM26 217H27V220H26ZM57 217V218H56ZM59 217V218H58ZM72 217H74V218H72ZM78 217H80V218H78ZM23 218V219H24ZM49 218V219H48ZM99 218H100V220H99ZM67 219V220H66ZM79 219V220H78ZM92 219V220H91ZM0 220H4V218H2V216H0ZM76 220V221H75ZM77 220H78V222H77ZM94 220V221H93ZM2 221L0 222V223H2ZM43 220H42V222H44ZM67 221V222H66ZM98 223H97V222ZM75 222H77V223H75ZM100 222V223H99ZM110 222H112L111 223V225H110ZM45 223V222H44ZM71 223H72V225H71ZM91 223V224H90ZM60 223H58V224H56V225H54V228H55V230L56 231H58V229L56 228V227H58V225H59ZM92 224H94V225H92ZM98 224V225H97ZM99 224H100V226H99ZM105 224V225H104ZM118 224H120V225H123V223L121 224V222H119ZM92 225V226H91ZM103 225V226H102ZM124 225H127V224H124ZM94 226V227H93ZM105 226V227H104ZM128 226V225H127ZM103 227V228H102ZM85 228V229H84ZM90 228H89V230H90ZM85 230V232H84V230ZM108 229V230H107ZM110 229V230H109ZM78 230H76L75 231V233H73L75 236H80V235H82V231L81 232H78ZM103 232V233H102ZM107 232V233H106ZM58 234V235H57ZM59 234L61 235L62 234V232L61 231H59V232H57L54 236L56 237V236H59ZM78 234V235H77ZM107 234H109V235H107ZM111 234V235H110ZM73 235V237H75ZM84 235V234H83ZM82 235V236H83ZM53 236V237H54ZM53 237L51 238V237H49V239H47L49 242H48V244H47V246L45 247V248H43V253H42V258H41V261L42 262H44L43 264H52L53 262H54V260H56V259H58V257H59V253H58V251H56L57 250V248L56 247H58V249H60V247H63V246H61V244L63 245L64 243H65V246H68V245H70V243H71V241L70 242H66L64 239L62 240V238L61 237H58V239H60L61 240V242L59 241L58 243H57V240L56 239H53ZM54 237V238H55ZM51 238V239H50ZM52 240V241H51ZM64 243H63V242ZM1 245V244H0ZM49 246V247H48ZM56 246V247H55ZM1 247V246H0ZM157 248H156V250L157 251H159V249L161 248V246H160V244H157V246H156ZM47 248V249H46ZM1 249V248H0ZM48 250V251H47ZM53 250V251H52ZM1 251V250H0ZM57 253H58V255H57ZM51 255H53V256H51ZM49 256V257H48ZM57 257V258H56ZM51 259V260H50ZM172 264L174 263V262H171ZM170 262L168 263V264H171ZM54 264V263H53ZM109 264H111V263H109ZM174 264H178V263H174Z\"/></svg>",
  "mask_w": 264,
  "mask_h": 264
},
{
  "label": "built area",
  "instance_id": "built-area-1",
  "mask_svg": "<svg viewBox=\"0 0 264 264\" xmlns=\"http://www.w3.org/2000/svg\"><path fill=\"white\" fill-rule=\"evenodd\" d=\"M0 79L6 80L7 74L4 69L0 68Z\"/></svg>",
  "mask_w": 264,
  "mask_h": 264
},
{
  "label": "crops",
  "instance_id": "crops-1",
  "mask_svg": "<svg viewBox=\"0 0 264 264\" xmlns=\"http://www.w3.org/2000/svg\"><path fill=\"white\" fill-rule=\"evenodd\" d=\"M259 26H260V29H261V19H260V21H259ZM243 27V26H242ZM262 30V29H261ZM240 31H242V28L240 29ZM262 32H263V30H262ZM243 35H244V37H245V34L243 33ZM245 39H246V37H245ZM247 40V39H246ZM247 42H248V40H247ZM249 44H250V42H248ZM251 45V44H250ZM251 48H252V45H251Z\"/></svg>",
  "mask_w": 264,
  "mask_h": 264
}]
</instances>
